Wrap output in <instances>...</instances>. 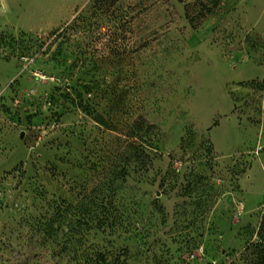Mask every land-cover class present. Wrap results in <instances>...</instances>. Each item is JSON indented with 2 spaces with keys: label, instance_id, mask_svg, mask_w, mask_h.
<instances>
[{
  "label": "rangeland",
  "instance_id": "374dc122",
  "mask_svg": "<svg viewBox=\"0 0 264 264\" xmlns=\"http://www.w3.org/2000/svg\"><path fill=\"white\" fill-rule=\"evenodd\" d=\"M226 0H0V264H258L264 40Z\"/></svg>",
  "mask_w": 264,
  "mask_h": 264
},
{
  "label": "crops",
  "instance_id": "0c3cea01",
  "mask_svg": "<svg viewBox=\"0 0 264 264\" xmlns=\"http://www.w3.org/2000/svg\"><path fill=\"white\" fill-rule=\"evenodd\" d=\"M226 4H229L231 8H236L241 22L253 27V31L264 40V0H226L217 10V14Z\"/></svg>",
  "mask_w": 264,
  "mask_h": 264
},
{
  "label": "trees",
  "instance_id": "16d2710c",
  "mask_svg": "<svg viewBox=\"0 0 264 264\" xmlns=\"http://www.w3.org/2000/svg\"><path fill=\"white\" fill-rule=\"evenodd\" d=\"M257 238L259 241L256 244L251 245L250 249H252L253 252L257 253V255L261 257L260 261H258V264H264V214L259 225Z\"/></svg>",
  "mask_w": 264,
  "mask_h": 264
}]
</instances>
